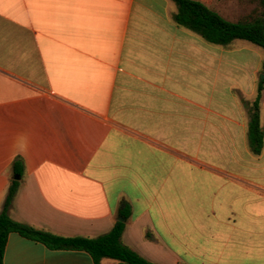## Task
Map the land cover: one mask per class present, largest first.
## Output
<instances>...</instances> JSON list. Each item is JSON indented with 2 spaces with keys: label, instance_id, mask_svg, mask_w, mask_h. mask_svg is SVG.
<instances>
[{
  "label": "crops",
  "instance_id": "obj_1",
  "mask_svg": "<svg viewBox=\"0 0 264 264\" xmlns=\"http://www.w3.org/2000/svg\"><path fill=\"white\" fill-rule=\"evenodd\" d=\"M196 1L230 22L257 6ZM177 11L173 0H0V212L20 159L15 221L95 238L127 206L123 243L150 262L264 264V147L249 143L264 50L210 44ZM4 263L95 264L17 233Z\"/></svg>",
  "mask_w": 264,
  "mask_h": 264
},
{
  "label": "trees",
  "instance_id": "obj_2",
  "mask_svg": "<svg viewBox=\"0 0 264 264\" xmlns=\"http://www.w3.org/2000/svg\"><path fill=\"white\" fill-rule=\"evenodd\" d=\"M178 11L174 16L175 22L203 37L208 43L227 46L235 40L250 42L264 50V0H254L256 8L243 20L230 22L211 10L204 3L196 0H173ZM264 72V61H263ZM264 90V80L260 82L257 96L249 113V143L252 152L260 155L264 147V131L260 125V103ZM16 176H23L24 163L17 159L14 162ZM20 182L13 180L0 212V264L4 263L5 249L9 235L17 233L22 237L41 243L51 250L87 252L95 264H102L103 259H112L118 264H156L148 261L136 251L123 243L126 223L117 221L106 234L90 237H62L34 226L15 221L10 211L13 206ZM119 215L127 219L130 209L123 206Z\"/></svg>",
  "mask_w": 264,
  "mask_h": 264
},
{
  "label": "water",
  "instance_id": "obj_3",
  "mask_svg": "<svg viewBox=\"0 0 264 264\" xmlns=\"http://www.w3.org/2000/svg\"><path fill=\"white\" fill-rule=\"evenodd\" d=\"M15 180H20V176H17V177L15 178ZM119 221H121V222H125V219H124V218H120Z\"/></svg>",
  "mask_w": 264,
  "mask_h": 264
},
{
  "label": "rangeland",
  "instance_id": "obj_4",
  "mask_svg": "<svg viewBox=\"0 0 264 264\" xmlns=\"http://www.w3.org/2000/svg\"><path fill=\"white\" fill-rule=\"evenodd\" d=\"M108 261H110V262H115V261H113V260H110V259H109Z\"/></svg>",
  "mask_w": 264,
  "mask_h": 264
}]
</instances>
